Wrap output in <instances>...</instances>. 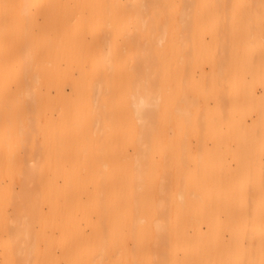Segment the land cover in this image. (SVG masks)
<instances>
[{"label": "bare ground", "instance_id": "bare-ground-1", "mask_svg": "<svg viewBox=\"0 0 264 264\" xmlns=\"http://www.w3.org/2000/svg\"><path fill=\"white\" fill-rule=\"evenodd\" d=\"M0 264H264V0H0Z\"/></svg>", "mask_w": 264, "mask_h": 264}, {"label": "rangeland", "instance_id": "rangeland-1", "mask_svg": "<svg viewBox=\"0 0 264 264\" xmlns=\"http://www.w3.org/2000/svg\"><path fill=\"white\" fill-rule=\"evenodd\" d=\"M257 91L259 90V88L258 89H256Z\"/></svg>", "mask_w": 264, "mask_h": 264}]
</instances>
